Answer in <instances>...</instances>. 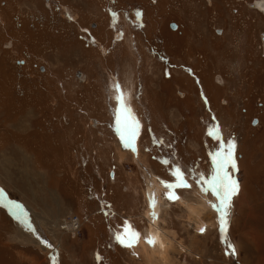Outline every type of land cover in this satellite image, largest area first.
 <instances>
[{"label":"rangeland","instance_id":"obj_1","mask_svg":"<svg viewBox=\"0 0 264 264\" xmlns=\"http://www.w3.org/2000/svg\"><path fill=\"white\" fill-rule=\"evenodd\" d=\"M258 1L0 0V188L35 230L2 198L0 264H147L116 239L127 225L146 235L147 172L164 185L168 264H264ZM121 93L141 125V162L114 126ZM233 141L239 191L226 223L211 207L202 233L166 183L181 164L195 187ZM201 193L216 203L197 188L196 205Z\"/></svg>","mask_w":264,"mask_h":264},{"label":"snow or ice","instance_id":"obj_2","mask_svg":"<svg viewBox=\"0 0 264 264\" xmlns=\"http://www.w3.org/2000/svg\"><path fill=\"white\" fill-rule=\"evenodd\" d=\"M117 99L120 102V109L118 112H115L114 110V126L116 132L119 133V140L122 142L125 149L138 151L136 148V142L138 140V131L141 128V125L129 112V108L124 101L122 93L117 97ZM209 135H215L218 141L221 139V134L219 132H210ZM235 147L236 145L233 141L227 151H224L223 148H221L220 151L210 153L211 159L215 165L214 170L211 176H207L205 173L196 171L195 187L187 180V170L183 167V165L177 164L174 168H172V172L176 179L175 182L166 183V188L169 190V201L174 202L177 205H181V211L195 215V208L189 207L188 203L182 201L181 196L178 193L185 192L187 200L194 205L196 203V198L192 195V193L195 192L197 188L202 189L205 193L210 192L215 196L216 203L213 207L218 210L221 225L223 226L226 223V217L228 216L227 209L231 206L232 198L239 191L238 181L229 171V166H236L234 154ZM165 163L167 164L169 161H165ZM2 195L3 190L0 189V202H2ZM9 206L11 207L17 220L27 225L28 231H35L32 228L31 223L28 222L27 214L21 205L16 204L14 201H9ZM126 227L128 231L126 233H117L116 239L119 240V242L126 248H132L136 243H138L140 233L136 229L132 228L131 225H127ZM199 231L204 232L205 229L201 228ZM43 243L51 247L47 240H44ZM151 243L154 244L155 241L153 240Z\"/></svg>","mask_w":264,"mask_h":264},{"label":"bare ground","instance_id":"obj_3","mask_svg":"<svg viewBox=\"0 0 264 264\" xmlns=\"http://www.w3.org/2000/svg\"><path fill=\"white\" fill-rule=\"evenodd\" d=\"M257 5L259 8H261V10H264V1L262 0L258 1ZM251 6L255 7L256 4L255 5L252 4ZM262 40L264 42V38H262ZM216 80L218 83H222L223 81L221 76H217ZM139 142L140 141L138 139L136 142V148L138 149V151L130 149V152L139 162H141ZM121 157L123 159L124 156L121 155ZM147 173H148V181H147L148 184H147V189H145L144 192L147 200L146 202L148 205L146 215L148 217L149 227L146 230V235L143 236V240L138 242V244L136 243L134 245V248L136 249V251H138V253L140 252V255H142V257H145L146 259L145 261L147 262V264H168V250L171 245L170 242L175 241L176 238L172 230L167 229L162 224L163 222L165 223L166 220V218L164 219L162 214L166 209H168L165 208V202L162 196L164 185L161 183V181L155 174L149 172ZM200 195L202 200L200 201L201 203L197 202L198 203L197 205L196 204L193 205L192 203H190L187 200V198L181 197V199L185 203H188L189 207L195 208V215L191 213L189 214L192 216V218L195 219L196 222L195 221L194 222L196 223V228L198 229V231L201 228H204L205 231H207L210 227L214 225V223H212L210 220V216H212L211 207H213L215 202L208 199L206 196H204L203 193H201ZM2 198L4 199L5 202L12 201L8 199L7 194L4 190H3ZM15 203L18 204L17 202ZM76 226L78 228V226H80V223L79 222L76 223ZM73 227L74 226H69V225L63 226L65 230L67 229L70 232H75V228ZM153 240L155 241L154 244L151 243V241Z\"/></svg>","mask_w":264,"mask_h":264},{"label":"water","instance_id":"obj_4","mask_svg":"<svg viewBox=\"0 0 264 264\" xmlns=\"http://www.w3.org/2000/svg\"><path fill=\"white\" fill-rule=\"evenodd\" d=\"M173 28H176V24H172ZM218 32H221L220 30H218ZM262 38H264V33L262 34ZM255 123H257V119L254 120ZM4 204H6V206L11 210V207L9 206V202H5Z\"/></svg>","mask_w":264,"mask_h":264},{"label":"flooded vegetation","instance_id":"obj_5","mask_svg":"<svg viewBox=\"0 0 264 264\" xmlns=\"http://www.w3.org/2000/svg\"><path fill=\"white\" fill-rule=\"evenodd\" d=\"M255 5L256 3H254V2H251L249 5H250V7L251 8H256L258 5L256 4V6L255 7H252L251 5ZM262 11H264V10H262ZM221 31V30H220ZM222 32H218V34H221ZM263 33V32H262ZM217 76H221L220 74L219 75H217ZM222 77V80H223V76H221ZM217 78V77H216ZM216 82H217V80H216Z\"/></svg>","mask_w":264,"mask_h":264},{"label":"crops","instance_id":"obj_6","mask_svg":"<svg viewBox=\"0 0 264 264\" xmlns=\"http://www.w3.org/2000/svg\"><path fill=\"white\" fill-rule=\"evenodd\" d=\"M260 250H261V249H260ZM260 250H259V251H260Z\"/></svg>","mask_w":264,"mask_h":264}]
</instances>
